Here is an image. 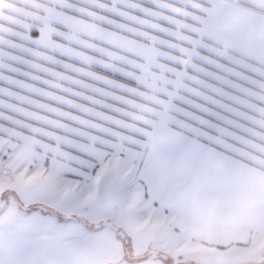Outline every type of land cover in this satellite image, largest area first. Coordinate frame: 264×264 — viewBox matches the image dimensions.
I'll return each mask as SVG.
<instances>
[{"label": "snow or ice", "instance_id": "1", "mask_svg": "<svg viewBox=\"0 0 264 264\" xmlns=\"http://www.w3.org/2000/svg\"><path fill=\"white\" fill-rule=\"evenodd\" d=\"M0 264H264V0H0Z\"/></svg>", "mask_w": 264, "mask_h": 264}]
</instances>
